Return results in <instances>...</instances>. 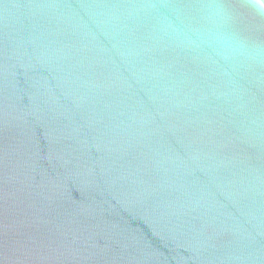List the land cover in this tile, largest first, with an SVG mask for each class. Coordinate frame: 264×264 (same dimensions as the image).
<instances>
[{
	"label": "water",
	"instance_id": "1",
	"mask_svg": "<svg viewBox=\"0 0 264 264\" xmlns=\"http://www.w3.org/2000/svg\"><path fill=\"white\" fill-rule=\"evenodd\" d=\"M260 51L195 42L207 0H0V264H264Z\"/></svg>",
	"mask_w": 264,
	"mask_h": 264
},
{
	"label": "clouds",
	"instance_id": "2",
	"mask_svg": "<svg viewBox=\"0 0 264 264\" xmlns=\"http://www.w3.org/2000/svg\"><path fill=\"white\" fill-rule=\"evenodd\" d=\"M247 2L255 14L264 16V0H247ZM202 14L206 27L195 30L196 43L211 47L214 53L225 61L253 58L261 54L258 49L252 48L239 37L223 29L222 24L227 18V12L215 0H207Z\"/></svg>",
	"mask_w": 264,
	"mask_h": 264
}]
</instances>
